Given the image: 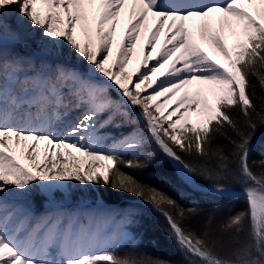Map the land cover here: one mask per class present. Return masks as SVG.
Listing matches in <instances>:
<instances>
[{"label":"snow or ice","instance_id":"1","mask_svg":"<svg viewBox=\"0 0 264 264\" xmlns=\"http://www.w3.org/2000/svg\"><path fill=\"white\" fill-rule=\"evenodd\" d=\"M128 5V23L117 41ZM150 14L158 19L142 46L149 49L143 71L130 72ZM9 16L20 29L30 28L29 35L39 32V52L24 55L4 46L22 42L19 31L9 36ZM252 77L264 89V0H0V264H174L117 254L124 244L135 245L133 229L144 212L139 206L107 210L98 187L138 197L162 213L189 264H264V171L256 174L249 163L264 110H256ZM234 109L246 118L243 131L230 115ZM193 113L199 123L192 122ZM127 125L135 127L119 136L102 131ZM226 127L237 137H227L230 153L215 144L227 135ZM150 143L173 161L178 179L193 191L197 176L225 195L232 194L228 178L238 180L247 208L222 226L231 235L217 240L184 227L194 209L121 170L147 167L154 158L145 147ZM181 152L214 159L215 167H197ZM76 153L89 169L110 163L103 171L89 170L75 163ZM128 155L132 159H124ZM74 190L83 203L68 209L57 194L66 200ZM37 193L51 210L25 234L29 217L17 225L19 207L11 201ZM89 197L96 208L87 207ZM246 221L248 238L242 241Z\"/></svg>","mask_w":264,"mask_h":264},{"label":"trees","instance_id":"2","mask_svg":"<svg viewBox=\"0 0 264 264\" xmlns=\"http://www.w3.org/2000/svg\"><path fill=\"white\" fill-rule=\"evenodd\" d=\"M252 83L254 88L252 90L253 100L257 105V112L264 110V89L260 87L259 80L256 77H252ZM115 97L116 95L112 93ZM230 115L237 120L241 125L243 131L246 127V118L239 109H234ZM253 119L258 120V117L253 113ZM135 125H127L122 129L108 128L102 131L111 132L115 136L121 135V133H128L132 131ZM139 127L145 129L144 134L147 135V130L140 122ZM227 135H220L217 137L215 144L224 148L226 153H230L232 146L228 140V136L232 139H236L235 133L231 128L226 127L224 129ZM146 150L154 153L153 161L142 169H130L122 168V171L129 172L137 179L142 180L145 183L160 188L168 195L172 196L177 202L185 209H194V212L183 221L184 227L194 230L200 235H203L205 231L200 228L201 220L219 221L220 225L229 219L230 216L236 214L239 211L247 208V201L244 196H220L210 193H204L200 191H193L191 188L183 184L177 177V172L171 164L169 157H167L154 143L147 144ZM185 160L197 167H215L214 159H206L204 157L197 156L195 153L189 155L188 153L181 152ZM124 159H132L130 155L125 156ZM264 125L258 124L257 131L255 132L251 144V151L249 157V163L252 165L253 171L259 174L264 171ZM253 162H255L253 164ZM108 161L103 164L106 166ZM99 164V163H98ZM233 173L235 172V166H231ZM111 175V174H109ZM197 181L205 186H213V182L210 180L201 179L196 177ZM228 186L234 187L239 190H243V186L238 180L228 178ZM103 197L110 203H116L119 206L114 208L115 211L120 212L129 206H139L143 209L144 215L139 227L134 228L133 232L137 234V240L135 245L124 244L118 249L117 254L121 257H131L137 260L139 259H163L174 262V264H189V258L185 256L181 251L176 241L170 235L169 223L166 217L158 212L153 211L150 207L142 205L140 203H131L126 201L127 199H139L138 197L129 195L125 192L114 191L111 187H98ZM34 206L41 208L42 200L39 194L32 196ZM208 216L206 219L205 216ZM249 225L245 222V227L240 235V240H246L248 238ZM225 235H231V232H224ZM225 252L221 251V255Z\"/></svg>","mask_w":264,"mask_h":264},{"label":"bare ground","instance_id":"3","mask_svg":"<svg viewBox=\"0 0 264 264\" xmlns=\"http://www.w3.org/2000/svg\"><path fill=\"white\" fill-rule=\"evenodd\" d=\"M130 7H131L130 5H128L126 7L125 13L122 15L121 23H120L119 27L117 28V31H125V28H126L127 23H128V13L130 11ZM157 19L158 18L151 17V14H150L147 27L144 30L143 35L141 36V42L137 46V50H139V52H137L136 55L132 58V63L130 65H135L144 56L145 51L147 50V48H143L142 46L146 43V41H147L146 39H147V37L149 35V32L151 31L152 27L155 25ZM5 23H7L10 26V28H9V36H11L12 33H15L17 31H19L21 33V36H22V42L21 43L13 44L10 41H5L4 46L8 50L14 51V52H19V53L24 54V55H28L29 53L26 51L27 48H31L33 50L40 49V46L38 44L39 32H36L34 35H29V33L32 32V30L30 28L27 29L26 31L20 29L18 27L17 23H16L15 16H9L5 20ZM163 41H164V36H163V34H161L160 43L157 44V51H159L161 45L163 44ZM229 43H230V45L232 44V40L231 39L229 40ZM204 47L206 48V50H208L210 52V54L214 55V58H219L223 62V58L222 57H218V55L214 52L213 49H211L209 47V45L207 43H204ZM141 69H143L142 66H141ZM197 86H198L197 83L194 82L193 85L190 86V88H191V90L194 91L197 88ZM161 99H163V98H161ZM170 106H169V108H170ZM75 115H78V113H73V118L75 117ZM173 119H175V117ZM192 120L197 122V121H199V118L197 116L193 115L192 116ZM43 148H44V143L42 142L41 143V148H40V152H41L40 159H41V162L43 161ZM16 154L18 156H20L19 149H17ZM21 159H22V161L24 163H26V164L29 163V161L26 159V157H21ZM69 160H70V158H69ZM70 162H71V160H70ZM58 163H60V162H58ZM75 163H77V161H75ZM34 170H37V169H34Z\"/></svg>","mask_w":264,"mask_h":264},{"label":"rangeland","instance_id":"4","mask_svg":"<svg viewBox=\"0 0 264 264\" xmlns=\"http://www.w3.org/2000/svg\"><path fill=\"white\" fill-rule=\"evenodd\" d=\"M38 8H39V5H38ZM41 15H43V10H41ZM124 35V31H117V41H119ZM78 38L82 39V34L79 33V30H78ZM147 40V39H146ZM26 51L29 53V54H32V53H37L40 51V49L38 50H33L31 48H27ZM149 50L147 49L145 51V54L148 52ZM137 52H139V50H137ZM28 54V55H29ZM144 54V55H145ZM153 56L156 55V53H152ZM114 56H115V51H114ZM143 63V57L140 59V61L138 63H136L135 65H129V71L130 72H134L135 73V70L137 69V67H140V70L143 71V69H141V65ZM153 63V61H148V66H151ZM115 70V68L113 69ZM138 74V73H136ZM136 74L133 75V80H135L136 78ZM149 91H151L149 89ZM195 91V90H194ZM175 107V104H171L170 108L168 109L169 111L172 110V108ZM194 116H197L195 113H193ZM193 123H199V121L195 122L192 120ZM76 155L79 157V159L77 160V163L78 164H83L85 166L86 169H89V166H88V163L86 161V159L84 158L83 154L82 153H76ZM23 162V161H22ZM106 166L105 165H97V164H92L90 166V169L89 170H105ZM99 192V191H98ZM100 193V192H99ZM101 194V193H100ZM102 196V195H101ZM72 198L75 199V201L77 202V205H80L83 203L82 201V198H81V195H80V192L79 190H74L71 197L68 198V199H63V205L67 206L69 204L72 203ZM93 198L92 197H89L88 198V202L90 200H92ZM94 200V199H93ZM25 200H23L22 202V207L23 209L21 208V206L17 205L19 207V213L18 214H23L22 217L20 218V220L17 223V225H19L22 221V218L28 214V213H31L33 209H27L25 207V203H24ZM27 202H30V198L26 200ZM16 205V204H15ZM68 209H75V208H68ZM115 213V212H114ZM208 216L206 215L205 218L203 219H206ZM20 222V223H19ZM27 224H25V230H30L27 228ZM200 228L202 231H205L207 233H209V235L212 237V238H215L217 240H220L221 238H224L226 236H229V235H225L224 232L222 231V226L220 225L219 221L215 220L213 221V219L211 221L209 220H201V223H200Z\"/></svg>","mask_w":264,"mask_h":264}]
</instances>
